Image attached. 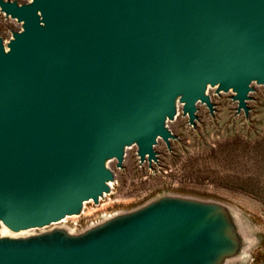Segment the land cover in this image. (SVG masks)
Returning a JSON list of instances; mask_svg holds the SVG:
<instances>
[{"label":"water","instance_id":"obj_1","mask_svg":"<svg viewBox=\"0 0 264 264\" xmlns=\"http://www.w3.org/2000/svg\"><path fill=\"white\" fill-rule=\"evenodd\" d=\"M0 264H224L244 234L225 205L170 194L81 230L56 222L110 193L128 147L158 164L180 108L208 93L248 118L264 86V0H0ZM238 258V257H237ZM236 259V258H235Z\"/></svg>","mask_w":264,"mask_h":264},{"label":"rangeland","instance_id":"obj_2","mask_svg":"<svg viewBox=\"0 0 264 264\" xmlns=\"http://www.w3.org/2000/svg\"><path fill=\"white\" fill-rule=\"evenodd\" d=\"M18 28L19 23L0 13V33L5 38ZM208 93L214 113L198 104L199 119L191 127L179 108L175 120L168 122L178 138L170 141V150L158 140V164L153 163L152 169L146 163L139 165L136 146L128 147L123 168L111 163L115 170L111 192L98 204L85 202L83 214L58 225L84 227L163 194L213 201L227 206L241 232L253 239L240 258L226 264H264V86L253 85L248 118L242 111L236 114L231 91L215 94L209 88Z\"/></svg>","mask_w":264,"mask_h":264},{"label":"bare ground","instance_id":"obj_3","mask_svg":"<svg viewBox=\"0 0 264 264\" xmlns=\"http://www.w3.org/2000/svg\"><path fill=\"white\" fill-rule=\"evenodd\" d=\"M109 185H110V188H113V182H109ZM114 199H115V198H114ZM105 202H106V201H105ZM84 206H86V205L84 204ZM90 209H91V208H90ZM85 210H86V209H85ZM86 212H87V210L84 211V214H85ZM69 216H71L70 218H73V215H68V216H65L66 218L64 217V219H62L61 221H58V222L61 223V222L66 221L67 217H69ZM58 222H56L55 224H59ZM43 229H45V228L43 227V228H39V229H37V230H43ZM34 230H36V228H28V229H23V230H19V231H17V232H14V231L9 230L6 226H4V225L0 222V235L11 236V237H15V236H27V235H30V234L35 233L36 231H34ZM251 241H253L252 238H250L249 236L246 237V236L244 235V241H242V243H243L242 253H243V254L245 253L246 249L249 247ZM237 257L240 258L239 255H238ZM237 257H235V258H237ZM235 258L225 261L224 264H226L228 261H232V260H234Z\"/></svg>","mask_w":264,"mask_h":264},{"label":"built area","instance_id":"obj_4","mask_svg":"<svg viewBox=\"0 0 264 264\" xmlns=\"http://www.w3.org/2000/svg\"><path fill=\"white\" fill-rule=\"evenodd\" d=\"M115 181V180H114ZM111 192V191H110ZM106 195V194H105ZM104 195V196H105ZM101 200V199H100ZM99 200V201H100ZM91 201V200H90ZM84 204H85V201L83 202V208H84ZM81 214H83V210H82V212H81ZM108 215V214H107ZM99 220V219H98ZM98 220H94V221H90L88 224H86L84 227H86L87 225H89V224H93V223H95V222H97ZM61 221V220H60ZM58 223H60V222H58ZM83 226H73V228L72 229H74V230H76V231H78V230H81V229H83L84 228Z\"/></svg>","mask_w":264,"mask_h":264}]
</instances>
